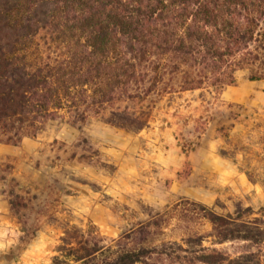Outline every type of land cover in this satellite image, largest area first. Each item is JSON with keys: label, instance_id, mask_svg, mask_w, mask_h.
Returning a JSON list of instances; mask_svg holds the SVG:
<instances>
[{"label": "trees", "instance_id": "16d2710c", "mask_svg": "<svg viewBox=\"0 0 264 264\" xmlns=\"http://www.w3.org/2000/svg\"><path fill=\"white\" fill-rule=\"evenodd\" d=\"M240 70L264 78V0H0L7 142L35 136L61 112L82 121L107 108V123L137 132L148 123L141 105L150 94L219 93ZM197 206L217 243L264 244L262 220ZM143 228L105 244L90 227L71 225L50 264H264L260 250L231 257L200 236L156 242Z\"/></svg>", "mask_w": 264, "mask_h": 264}, {"label": "rangeland", "instance_id": "374dc122", "mask_svg": "<svg viewBox=\"0 0 264 264\" xmlns=\"http://www.w3.org/2000/svg\"><path fill=\"white\" fill-rule=\"evenodd\" d=\"M248 76L237 71L219 93L150 94L137 132L107 123L110 108L82 121L61 112L15 143L0 130V264H50L71 225L105 244L142 226L156 242L200 236L231 257L264 254L217 243L197 206L264 222V78Z\"/></svg>", "mask_w": 264, "mask_h": 264}]
</instances>
